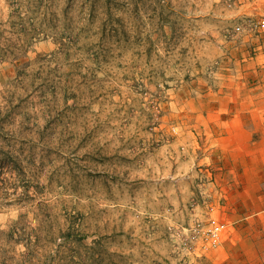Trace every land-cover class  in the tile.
Segmentation results:
<instances>
[{
	"label": "rangeland",
	"instance_id": "rangeland-1",
	"mask_svg": "<svg viewBox=\"0 0 264 264\" xmlns=\"http://www.w3.org/2000/svg\"><path fill=\"white\" fill-rule=\"evenodd\" d=\"M256 92L264 0H0V264H264Z\"/></svg>",
	"mask_w": 264,
	"mask_h": 264
},
{
	"label": "crops",
	"instance_id": "crops-1",
	"mask_svg": "<svg viewBox=\"0 0 264 264\" xmlns=\"http://www.w3.org/2000/svg\"><path fill=\"white\" fill-rule=\"evenodd\" d=\"M250 99L251 101H256L258 103L257 105L258 107L253 110H256L257 113H260L258 116H264V92L253 93ZM249 126H250L249 123L244 122L241 124V128L239 132L234 129L233 130L231 129L228 131V136H227V139H231L233 141L232 146L234 147L239 146V148L246 150L243 153V155L246 157H249L251 154H253V152L249 151V148L254 147V146L264 148L263 131H262V134L261 133L259 134L258 133L259 129L254 130L252 127H249ZM256 157L258 158V156ZM261 172L262 171H257V176L258 177L260 176V178L261 177L264 178V175H261ZM257 190L259 191L261 189H257ZM262 191H264V189ZM258 195H259V192H258Z\"/></svg>",
	"mask_w": 264,
	"mask_h": 264
},
{
	"label": "built area",
	"instance_id": "built-area-1",
	"mask_svg": "<svg viewBox=\"0 0 264 264\" xmlns=\"http://www.w3.org/2000/svg\"><path fill=\"white\" fill-rule=\"evenodd\" d=\"M237 29L240 30L241 28L238 27ZM219 231H220V227L218 226L215 229L211 230L210 236L213 237V240L216 241L217 237L219 236Z\"/></svg>",
	"mask_w": 264,
	"mask_h": 264
}]
</instances>
